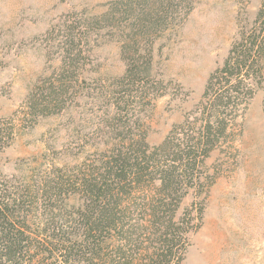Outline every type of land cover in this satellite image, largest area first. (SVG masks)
I'll return each mask as SVG.
<instances>
[{
    "label": "rangeland",
    "instance_id": "rangeland-1",
    "mask_svg": "<svg viewBox=\"0 0 264 264\" xmlns=\"http://www.w3.org/2000/svg\"><path fill=\"white\" fill-rule=\"evenodd\" d=\"M115 1L0 0V120L15 119L13 139L0 152L1 174L20 177L35 165L71 172L122 142L124 122L150 146L160 144L195 109L208 76L250 29L264 0H192L185 19L140 43L148 59L139 67L149 75L135 80L143 88L119 86L127 61L120 38L107 28L89 31L75 70L62 74L64 28L103 14ZM55 79L65 83L64 92L45 113L20 114L33 95L53 101ZM233 146L232 160L218 151L207 160L217 178L203 196L183 264H264V85ZM194 201L190 192L176 218Z\"/></svg>",
    "mask_w": 264,
    "mask_h": 264
},
{
    "label": "trees",
    "instance_id": "trees-1",
    "mask_svg": "<svg viewBox=\"0 0 264 264\" xmlns=\"http://www.w3.org/2000/svg\"><path fill=\"white\" fill-rule=\"evenodd\" d=\"M192 7V0H117L99 16L74 20L62 31V74L75 70L89 31L107 28L120 38L127 61L119 86L143 88L135 80L149 75L148 67H139L145 58L140 43L174 27ZM263 85L264 1L250 29L208 76L195 109L160 144L150 146L143 132L132 134L124 122L122 142L71 172L35 165L20 177L0 173V264H183L203 196L217 178L207 160L216 151L234 158L244 113ZM49 86L59 91L53 101L33 95L20 114L45 113L65 83L55 79ZM14 121L0 120V152L13 139ZM190 192L196 201L176 218Z\"/></svg>",
    "mask_w": 264,
    "mask_h": 264
}]
</instances>
